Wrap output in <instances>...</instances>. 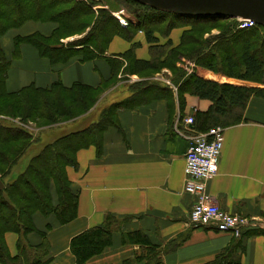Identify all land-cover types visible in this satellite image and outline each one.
<instances>
[{"label": "trees", "instance_id": "trees-1", "mask_svg": "<svg viewBox=\"0 0 264 264\" xmlns=\"http://www.w3.org/2000/svg\"><path fill=\"white\" fill-rule=\"evenodd\" d=\"M90 1L93 3L94 0ZM123 1L144 8L143 11H134L125 27H121L117 19L105 10L100 8L95 11L81 0H0V37L8 29L18 27L27 20L57 23L47 36L39 33L15 36V48L21 43H29L52 64H65L72 57H78L81 61L103 57L112 65L110 77L102 79L96 86L79 82L64 86L55 81L46 87L29 84L10 92L5 88L10 61L0 44V180L4 184L0 190L1 264H49L46 232L35 228L32 216L35 212L44 215L53 213L60 224L76 217L78 193L71 189L66 176V167L76 166V152L90 145L100 147L102 134L115 124L114 116L118 109L135 107L155 97L170 96L172 90L154 80L131 82L128 97L111 103L88 125L72 129L42 144L25 169L10 181L6 178L12 168L37 137L23 125L6 121L18 119L25 123L35 119L36 124L41 121L52 126L72 120L77 111L89 110L115 78L120 80L127 74L142 76L150 71L153 74L163 67L177 70L172 80L177 84L178 94L186 91L211 102L207 110H197L193 115L192 127L200 132L215 125L237 123L242 119V112L250 97L264 96V37L257 34L258 29L264 27L225 28L220 34L199 41L193 35L202 29L199 26L223 18L181 16L134 0ZM93 15L95 17L85 20ZM183 26L188 28L183 29L177 45H172L170 39L158 43L156 33L167 37L172 28ZM138 31L144 33L149 43L150 58L137 59L133 53L135 43H132V47L118 55L126 62L121 72L123 75L118 77L120 61L105 55L107 44L116 35L131 41ZM79 33L85 34L66 44L59 42L61 38ZM230 44L238 45L236 51L231 52ZM188 46L192 47L186 49ZM219 52L223 54L222 57L218 55ZM185 57L194 60L203 70V75L194 73L185 76L178 65L179 60ZM217 73L236 79L239 83L219 82L214 78ZM179 100L182 105L183 98L179 96ZM52 192L56 195L55 203L52 202ZM116 222L113 216L107 215L104 225L91 227L72 237L70 250L76 264H83L110 246ZM32 231H36L41 238L36 244H30L26 239V235ZM6 232L19 234L14 255H10L6 248ZM126 238L130 243L145 247V253L136 254L122 264H159L158 252L145 234L136 231L126 235ZM240 256L235 246H230L203 264H241Z\"/></svg>", "mask_w": 264, "mask_h": 264}, {"label": "crops", "instance_id": "crops-1", "mask_svg": "<svg viewBox=\"0 0 264 264\" xmlns=\"http://www.w3.org/2000/svg\"><path fill=\"white\" fill-rule=\"evenodd\" d=\"M56 25L54 21L27 20L1 35L2 50L10 61L5 80L7 91L29 84L46 87L55 81L64 86L74 82L96 86L110 77L112 65L103 57L86 61L72 57L65 64H52L29 43L14 47L15 36L32 33L47 36ZM185 28L188 27H174L167 37L156 33L158 43L170 39L172 45H177ZM176 29L179 33H174ZM84 34L67 36L59 42L66 44ZM132 43L137 59L150 58L149 43L142 31L131 41L116 35L107 44L105 55L120 61L118 77L123 75L126 63L118 55L132 47ZM197 71L203 75L202 69ZM126 76L129 82L140 79L137 74ZM214 78L217 80L216 74ZM172 79L170 71L174 83ZM179 96L183 98L182 105ZM210 104L190 92L178 94L172 90L170 96L118 109L115 124L102 134L100 147L79 149L75 154L76 166L66 167L70 187L78 193L76 217L60 224L53 213L35 212L32 216L35 228L46 232L49 264H76L70 250L72 237L104 225L107 215L117 220L111 244L83 264H122L136 254H144L145 247L127 241L126 235L136 231L145 234L155 246L159 264H203L230 246L240 253L241 264H264V96H251L242 119L223 126L218 170L207 183L208 194L221 209L256 218V227L237 236L230 231L189 223L193 196L184 191V156L189 144L185 118L193 117L197 110H207ZM52 202H56L53 192ZM11 233L15 232L5 233L4 241L8 253L14 255L19 234ZM26 239L30 244L41 240L36 231L28 233Z\"/></svg>", "mask_w": 264, "mask_h": 264}, {"label": "built area", "instance_id": "built-area-1", "mask_svg": "<svg viewBox=\"0 0 264 264\" xmlns=\"http://www.w3.org/2000/svg\"><path fill=\"white\" fill-rule=\"evenodd\" d=\"M92 8L97 11L95 5ZM115 16L124 27L128 25V21L119 11ZM235 21L238 29L255 25L249 19L236 18ZM182 69L186 75L194 72V66L189 61L184 63ZM151 80L170 87L174 92L177 91V85L170 80L168 68L161 69ZM192 123L191 115L185 118V131L189 144L184 156V191L193 196L188 216L189 223L195 227L210 226L220 231H230L237 236L245 230L256 227V218L232 214L221 209L207 192V183L218 170L224 127L215 125L207 131L200 132L192 127Z\"/></svg>", "mask_w": 264, "mask_h": 264}, {"label": "rangeland", "instance_id": "rangeland-1", "mask_svg": "<svg viewBox=\"0 0 264 264\" xmlns=\"http://www.w3.org/2000/svg\"><path fill=\"white\" fill-rule=\"evenodd\" d=\"M81 1L86 2L87 5L91 6V8L93 5H95L97 10L100 8L105 10L106 13L110 14L111 16H113L117 19V21L121 27H124V26L120 23L119 18L117 16H115V13H118V11H119L120 15L124 16L126 18V20L129 22V20L131 19V14L134 11L137 12V9H140L142 11L144 10V8H142L138 5H134V4L125 2L123 0H94L95 3H94V1L92 3L90 0H86V1L81 0ZM101 14L102 13H100V14L98 13V15H101ZM91 17L93 18V17H95V15L89 16L88 18H85V20H88ZM168 17H170V16H168ZM82 19H84V18L82 17ZM232 19H234V18H223V19L215 21L211 24L199 26L200 28L202 27V29L197 30L196 32L193 33V35L195 37H197L199 39V41H203L204 39H207V38H210V37H213V36L220 34V32L222 30H224L225 28H231V29H232V27L237 28L236 27L237 22L235 20H232ZM174 31H175L174 33H177V32L179 33V29H176ZM79 34H77V35H79ZM257 34L264 37V29L259 28ZM77 39H79V38H77ZM191 47L192 46H188V48H186V49H190ZM237 47H238V45L232 46V44H230L229 49H231V52H232V51H236ZM218 55L220 57L223 56V54L221 52H219ZM186 61H189L194 66V70H193L194 72H192L190 74L197 73L198 72L197 69L199 68L198 64H196V62L194 60H189L186 57L179 60V62H178L179 67L183 68V65H184V63H186ZM195 67H196V69H195ZM170 71H171V74L174 75V73H176L177 70L171 69ZM150 72H147L142 76H139L140 79L137 81H144V80L150 81L151 79H149V78H150V76H152V73H150ZM190 74H188V75H190ZM216 75H217V80L219 82L220 81H227V79H228L227 77H225L221 73L220 74L217 73ZM185 76H187V75L185 74ZM127 80H128L127 76H125L123 79H120V80H117V78L112 80L106 86V89L102 92V94H100V96L98 97V99L94 103V105L89 110H87L86 112L77 111L78 114H76V116L72 120H66V122L57 123V124H54L52 126L47 125V124H45V122H41V121L36 124V122L33 121L35 119H33L32 121H26L25 123L19 122L18 119L6 121L7 123H18V124L23 125L35 137H37L36 141L31 144V146L28 148V150L25 152V154L14 165V167L11 170V174L6 178V180L7 181L13 180L17 176V174L22 172L25 169L30 158L39 151L42 144L50 142L51 140L55 139L56 137L66 133V132H69L71 129H74L75 126L76 127H78V126L84 127L87 124H89V122L95 121L98 118V116L100 115L101 111L104 108H106L107 106H109L112 102H115L116 100H119L122 97L124 98L125 96L130 95V93H131L130 92V85H131L130 82L131 81L129 82ZM234 80H236V79H234ZM234 80L232 82H234ZM228 82H230V81H228ZM106 92H107V94H105ZM104 94H105V96L102 98V100H100L101 96ZM78 121H80L82 123H79ZM76 123L78 125H76ZM11 235L15 236L16 234L11 233Z\"/></svg>", "mask_w": 264, "mask_h": 264}, {"label": "water", "instance_id": "water-1", "mask_svg": "<svg viewBox=\"0 0 264 264\" xmlns=\"http://www.w3.org/2000/svg\"><path fill=\"white\" fill-rule=\"evenodd\" d=\"M160 11L199 18H241L264 27V0H134ZM4 184L0 180V190Z\"/></svg>", "mask_w": 264, "mask_h": 264}]
</instances>
